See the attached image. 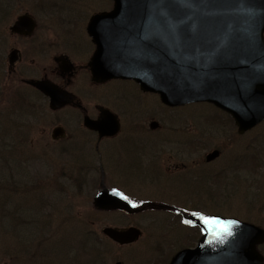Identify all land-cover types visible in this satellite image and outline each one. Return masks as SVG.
Wrapping results in <instances>:
<instances>
[{
	"label": "water",
	"instance_id": "95a60500",
	"mask_svg": "<svg viewBox=\"0 0 264 264\" xmlns=\"http://www.w3.org/2000/svg\"><path fill=\"white\" fill-rule=\"evenodd\" d=\"M113 1L114 10L96 17L90 26L98 45L92 63L95 80L133 79L170 106L212 103L232 115L241 134L264 120V0H191L197 8L187 13H193L199 27L193 38L179 45L149 3L155 0ZM170 2L175 6V0ZM210 10L217 14L202 16ZM146 31L156 38L146 42ZM46 92L53 109L67 103L62 93ZM217 155L215 151L209 159ZM95 204L100 209H128L108 193L100 194ZM194 222L205 232L202 243L179 254L173 264H263L256 249L264 242L260 228L237 221L233 235L220 242L199 217ZM104 233L122 244L139 234L112 229Z\"/></svg>",
	"mask_w": 264,
	"mask_h": 264
},
{
	"label": "flooded vegetation",
	"instance_id": "af4514ba",
	"mask_svg": "<svg viewBox=\"0 0 264 264\" xmlns=\"http://www.w3.org/2000/svg\"><path fill=\"white\" fill-rule=\"evenodd\" d=\"M89 2L0 0V100L4 107L10 104V112H24L8 115L11 118H22L21 127H40L46 123V117L50 114L44 111L49 108L50 99L44 90L35 86V81L41 82L46 89L57 87L75 96L72 106L55 113L51 111L58 118L63 117L60 114L64 111L74 109L77 100L81 105L77 108L83 117L88 113L96 120L102 110H108L117 113L122 125L123 119L126 120L132 130L137 124L136 104L130 94L115 88L117 81H92L88 65L96 52V46L88 34ZM20 21L21 24L16 26ZM84 85L95 92L91 110L80 102L79 91ZM145 112L149 118V128L147 126L145 129L143 125L141 129L138 126L137 132L148 136L162 134L161 140L154 142L153 139H147V143L152 142L148 150L146 148L137 153L139 155L134 154L130 162L121 159L115 165L121 164L133 173L134 178L145 176L147 180L151 179L155 188L164 189L169 181L167 174L177 171H172L170 166L174 165V169L181 166L179 160L182 155L176 147L181 143L179 138L171 139V130L164 119L156 129H152L150 123L153 115L148 110ZM115 139H97L96 150L104 142H113ZM100 161L103 163L102 156Z\"/></svg>",
	"mask_w": 264,
	"mask_h": 264
},
{
	"label": "rangeland",
	"instance_id": "374dc122",
	"mask_svg": "<svg viewBox=\"0 0 264 264\" xmlns=\"http://www.w3.org/2000/svg\"><path fill=\"white\" fill-rule=\"evenodd\" d=\"M109 0H105L104 3L101 4L102 9H106L110 4ZM95 5L100 4V0H94ZM128 89V87H124ZM82 91V95H83ZM151 104H155L151 98ZM7 105V104H6ZM10 104L3 108V105H0V159L6 161V163L11 164L13 167V171L18 169V171L22 173L29 174L34 181L33 186L30 187L31 196H37L39 193V198L41 197L45 200L44 205V220L41 222L49 223L50 226L46 225V223H37L35 229L31 230V240L28 241V244L24 247H18L11 241L16 247H12L16 251L21 250V254L19 256L18 264H50L52 261L61 257L59 255V248L57 245L58 238H64L69 245L74 246V248H67L64 250V260L74 261L75 251L80 250V246L82 240L85 239L86 234L92 229L95 230L99 236L100 231L103 226H135L142 230L143 236L137 244H134L129 247H121L115 248L112 245L108 247L106 250H101L102 256H99V261L97 264H114L116 261H122L123 264H139L140 262L143 264H167V259L159 258L156 256V253H159L156 248H161L167 254L172 255L174 251L181 247H193L197 241L199 240L200 234L198 230H189L185 225H181V221L170 222L167 225V229H160L159 227H154L152 222H148L144 219V216L135 215L129 218H123L124 216L108 215L107 219L101 222H96V224H92V227H88V221L84 220L86 215H91L89 212L93 210L92 208V195L94 191L90 194L91 197L79 198L74 201L75 212L71 214V205L68 197H60L61 194L56 190L60 186V173L62 165L65 161L58 165V157L53 153L60 154L55 148L59 147V144H54L51 139V131L55 128L56 116L47 115L46 123L39 125L40 127H32L30 129L29 125H24L26 127H21L22 118H11L8 117L9 114H22L24 112H10ZM215 114L218 116L217 112L213 110L211 107L206 105L204 106H196V107H188L182 112V115L186 118L194 119L195 121L204 118L205 116ZM63 117H73V113L70 111H64L60 114ZM61 119H65V118ZM14 122L12 127H8L6 120ZM143 119L147 120V117L143 115ZM5 120V121H4ZM203 122L205 120L203 119ZM256 136V131L250 133L248 136H244L242 141L244 143H249ZM256 139V148L260 151L264 150V129L258 132ZM27 138L29 144V153L24 158L25 162L31 163L30 166L25 163L22 164V161L17 160V155L14 154L12 156V152H16L18 156L21 158L24 156V152H22V143L21 140ZM210 143V147H208L209 151L219 147L223 152V157L225 155L230 154V147L232 144L226 142L224 137H217L216 141H207ZM9 146L10 152L7 155V151L9 149L5 148ZM16 147L18 148L16 150ZM241 144L238 145V149H240ZM108 150V148H107ZM208 151V152H209ZM116 152H121V146L116 149ZM207 152V151H206ZM204 151L205 154L206 153ZM124 162H130L131 156H126L122 154L120 156ZM223 157L220 161H222ZM228 160V157L225 158V161ZM23 161V162H24ZM224 161V160H223ZM66 163V162H65ZM220 162L214 164L218 165ZM220 169L222 166H216L215 169ZM66 180V179H65ZM68 181V180H66ZM107 182L119 183L126 186L128 189L134 191L135 193L144 194L147 196L154 195V193L150 192L151 189L148 186V180L144 177L139 176V178H134L133 173L123 167L121 164L116 166V168L108 173L106 176ZM205 186V185H204ZM264 187V184H263ZM63 189L68 188V193L71 196V191L74 189L70 186V184L64 185ZM208 189H202V191L195 186H183L179 189H171L167 190L164 194L171 198L178 200L180 202H184L187 204L196 205L194 209L207 212V213H220L226 215L228 217H235L237 219H241V221H249L254 223H261L264 227V213L258 214V211L255 209H249L247 206L248 202H246V191H241V194L238 197H231V200L228 202V205L224 204L221 206L211 205L206 202V198L210 197V195H205ZM132 192V193H134ZM149 192V193H148ZM51 193V194H50ZM127 193V192H126ZM52 194L55 199L52 198ZM128 194V193H127ZM130 194V193H129ZM128 194V195H129ZM218 198V197H217ZM264 202V195L261 196V204ZM13 203H20V199L13 198ZM14 205V204H12ZM258 208V207H256ZM76 213V215H74ZM1 215V213H0ZM73 216L75 225L68 224L65 219L68 216ZM10 217V216H9ZM169 216H167L168 218ZM249 217V218H247ZM169 219V218H168ZM4 220V219H3ZM4 221H7L6 219ZM168 222V220L166 221ZM181 230V232H180ZM188 231H190L188 233ZM187 234V235H185ZM191 234L193 236H191ZM184 236L185 240H182L181 237ZM46 238L45 240H42ZM60 243V241L58 242ZM68 245V247H69ZM186 245V246H185ZM57 246L58 252H54V248ZM78 248V249H77ZM260 252L264 255V244L259 247ZM7 252L13 254L15 251H10L7 249ZM152 253V254H151ZM19 253L17 254V256ZM136 258V260H134ZM93 257H89L86 255L83 260L89 262ZM15 260V259H14ZM14 260L4 259L2 260L3 264H13ZM69 264V263H67ZM77 264V263H73Z\"/></svg>",
	"mask_w": 264,
	"mask_h": 264
},
{
	"label": "trees",
	"instance_id": "16d2710c",
	"mask_svg": "<svg viewBox=\"0 0 264 264\" xmlns=\"http://www.w3.org/2000/svg\"><path fill=\"white\" fill-rule=\"evenodd\" d=\"M218 120L222 121V118ZM32 179L29 174H24L18 169L13 171L11 164L0 159V264H3L4 259H15L13 264H18L21 250H18L17 256L8 253L7 249L15 251V248H11L26 246L31 240V230L45 218V200L39 198V193L37 196H31L30 187L34 184ZM13 198H19L20 203H13ZM46 225L50 226L49 223ZM11 241L16 246L12 245Z\"/></svg>",
	"mask_w": 264,
	"mask_h": 264
},
{
	"label": "snow or ice",
	"instance_id": "6c2138e0",
	"mask_svg": "<svg viewBox=\"0 0 264 264\" xmlns=\"http://www.w3.org/2000/svg\"><path fill=\"white\" fill-rule=\"evenodd\" d=\"M153 8H155L156 16L164 21L168 29L172 32L176 44H181L187 39L194 37L197 32L199 24L193 19V13H187L188 9H195L197 5L191 0L185 2V0H175V6L170 0H155V2H149ZM217 13L210 10L202 13V16H214ZM191 21V23H188ZM200 21L203 20L200 18ZM158 22V21H157ZM156 37L149 31H146L143 39L148 42L152 41ZM113 194L119 196L124 200H128V197L118 189H113ZM198 216L199 219L204 223L207 229L211 232L214 238H217L220 242H223L225 237L233 235L232 227L237 221L234 220H223L216 216H208L201 213H193ZM183 223L191 225L192 221L185 220Z\"/></svg>",
	"mask_w": 264,
	"mask_h": 264
}]
</instances>
